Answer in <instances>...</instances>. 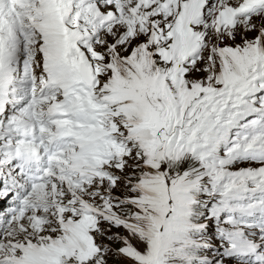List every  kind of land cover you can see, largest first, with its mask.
Returning <instances> with one entry per match:
<instances>
[{"label": "snow or ice", "instance_id": "obj_1", "mask_svg": "<svg viewBox=\"0 0 264 264\" xmlns=\"http://www.w3.org/2000/svg\"><path fill=\"white\" fill-rule=\"evenodd\" d=\"M0 264H264V0H0Z\"/></svg>", "mask_w": 264, "mask_h": 264}]
</instances>
